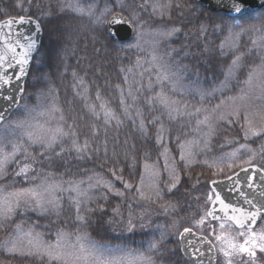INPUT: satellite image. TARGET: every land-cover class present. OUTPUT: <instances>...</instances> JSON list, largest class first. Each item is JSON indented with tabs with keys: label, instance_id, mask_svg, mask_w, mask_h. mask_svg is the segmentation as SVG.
I'll use <instances>...</instances> for the list:
<instances>
[{
	"label": "trees",
	"instance_id": "obj_1",
	"mask_svg": "<svg viewBox=\"0 0 264 264\" xmlns=\"http://www.w3.org/2000/svg\"><path fill=\"white\" fill-rule=\"evenodd\" d=\"M16 1L0 0V22L9 18L32 17L41 23L44 34L40 52L29 72L21 105L25 102L35 105L40 96L53 95L64 115L62 123L65 129L74 128L79 143L83 145L87 140L89 147L77 153L72 147L71 137L65 139L62 148L57 145L44 155H40L41 148L33 147L31 153L34 159L30 157L25 161L30 162L34 169L29 173V179L25 181L15 176L23 163L21 160L20 165L14 164L8 170L5 182L20 188L31 187L47 179L68 189L70 182L83 180L86 184L89 177L95 180L99 176L114 183L116 178L111 174L114 169L124 181L136 187L144 164L159 161L162 149L157 143L159 133L156 125L148 122V118L151 120L148 109L142 104H133L132 107L127 102L137 62V56L129 50L133 42L128 45L114 42L107 32L106 22H96V17L104 13L106 0H73L86 10L91 8L95 14L93 17L71 12L66 7V0H20L25 2L23 6ZM187 5L189 9L186 13L173 10L172 20L161 21L163 28H181L176 39L163 47L162 53L168 64L183 70L191 79H197L206 89L214 90L225 80L233 59V56H225L220 51L222 39L227 36V26L263 17L264 11L247 19L231 20L223 14L208 12L195 0ZM114 12L130 17L124 9H114ZM85 89L88 90L87 100L82 99ZM121 89L123 100L126 98L124 104L120 102ZM97 93L101 97L99 100L96 99ZM137 98L144 102L142 96ZM88 103L97 105L99 117L89 112ZM101 104L115 112L122 123L117 125L113 120L105 125L103 109L99 108ZM125 108L129 115L124 114ZM138 110L142 116L137 115ZM18 111L9 121L17 116ZM141 119L146 131L139 128ZM93 125L98 134L94 133ZM226 132L233 139L238 140L242 136L238 128L222 129L219 135ZM185 182L158 203L143 201L135 190L126 191L124 184L117 183L123 196L104 190L94 193L90 201L81 206L80 214L86 224L76 219L75 207L62 196L59 215L54 212L45 217L29 214L27 218L36 225L38 232L49 239L56 236L58 230H63L72 236L88 235L102 245L132 250L138 249L139 244L148 246L164 240L160 249L162 258L166 261L176 252L182 261L184 257L178 234L184 227H191L189 223L192 219L199 217L198 208L210 193V181L197 187L190 179ZM130 219L135 225L131 231L128 230ZM24 220L25 216L19 211L6 228L12 230ZM0 261L3 264H43L33 259L10 256L2 249Z\"/></svg>",
	"mask_w": 264,
	"mask_h": 264
},
{
	"label": "snow or ice",
	"instance_id": "obj_2",
	"mask_svg": "<svg viewBox=\"0 0 264 264\" xmlns=\"http://www.w3.org/2000/svg\"><path fill=\"white\" fill-rule=\"evenodd\" d=\"M22 6V5H21ZM61 7V11H63ZM66 7L73 13L78 15H87L93 17L95 14L91 8L87 10L81 7L78 3L73 2V0H66ZM170 4H160L154 3L152 9L154 13H158L161 17L165 14L164 9L170 10ZM232 11L236 13L242 12V0H233ZM110 10H106L101 17H96L97 23H107L109 26V35L113 38L119 37L120 33L118 29H114L112 26H122L129 24L130 21L125 19L120 14H115L109 19ZM136 20V17L133 16V21ZM14 23L24 24L31 23L30 20H26L24 17H20L18 21L9 19L5 24L0 25V42L3 43V50H0V88L4 85H10L13 77L6 75L8 68H13L14 65H19V75L15 79L19 80L22 76L26 75L25 66L29 63L31 53L36 48V42L30 37H25L26 42H21L19 38V33H13L12 27ZM260 29H257L256 25H251L249 29H243L238 25L227 26V36L225 42L220 46L221 51L223 52L225 48L232 49L236 45V41L239 40L241 34L245 31L253 30L260 31L261 35L259 40L261 41L260 47L264 48V19L260 20ZM7 28V33L4 32V29ZM36 28L39 29L40 25L37 23ZM179 28H173L169 32L160 33V35L168 37L176 32H179ZM16 36L17 38L13 41L7 37ZM256 44V41H253ZM138 46V45H137ZM21 49V51H17ZM242 56L235 55L231 61L230 66L227 69V75L225 77V82L222 87H226L228 82L235 78L236 73L240 70L242 64ZM153 60H156V57L153 56ZM75 75V74H74ZM170 77L167 74H162L157 77L158 82L164 80H169ZM260 88V92L264 95V59L256 65L254 68L250 69L247 75V79L244 81L246 88L241 89V95L238 97L230 98L233 105L236 104V101H243L247 98H250V92L257 84ZM83 84V80H81ZM151 87V83L149 85ZM173 90H175L173 88ZM21 94L23 92L20 89ZM87 89H85V94L82 95V99L87 100L86 95ZM81 95V93H77ZM128 95H132L131 89L128 92ZM121 104H124L123 100V89H121ZM203 98V96H202ZM10 102H15L14 97L6 96L3 97ZM96 99H101L99 93L96 94ZM153 100L159 101V103L167 110L169 120L176 119L178 116L182 115L177 102L171 100L167 97L163 90L155 97ZM152 101H149L151 103ZM87 108L89 112L95 116L99 117L97 111V105L94 103H88ZM100 109H103V119L104 124L107 125L113 120L116 121V124L119 125L122 121L116 115L115 112L110 111L105 104L99 105ZM220 105L216 106V109H219ZM29 113V118L18 119L14 122V128L20 130L21 138L25 139V143L28 147H25L24 144L19 141L10 145L11 150H8V145H0V180H6L7 177V168L8 165L17 160L21 155L24 158V161H28L32 157V153L29 152V148L34 145H39L42 151L40 155H44L45 152L53 150L57 145H62L66 138L71 137L72 147L76 150L77 153L83 152L88 145V141L85 140L84 144L79 143L77 133L74 128L65 129L62 123H57L55 127L49 126V123L53 119H57L56 113H60L58 120L63 122L64 115L62 110L53 103L50 107L46 108L41 115L49 117V121H46L44 124L39 122L33 123L34 117H31V110H27ZM200 109H197V112H200ZM207 112L208 110H203ZM125 115H129L127 108H125ZM137 115L142 116V114L137 111ZM240 111L238 107H233L231 111L217 112L215 109L212 113L206 114L202 120L198 121V129L203 130L207 129L204 132V136H211L215 131V125L213 121L227 120L228 123H231V120H228V117L239 116ZM260 116L259 125L256 124L254 119L249 116H245L247 121L246 128L244 131L245 139L251 137H262L264 138V113H258ZM6 116L0 114V126L4 124ZM155 123V121H154ZM200 126H203L200 128ZM242 127H244L242 125ZM139 128L141 131H146L141 119ZM93 131L95 134H98L93 125ZM161 131L163 132V125L161 124ZM179 141V137H177ZM205 144L207 140L204 141ZM157 143L163 144V136L161 134L157 135ZM199 140H186L185 143L179 144V161L183 163L185 167L189 166L192 160L194 159V146L198 145ZM242 148L246 146L242 145ZM106 151V148H105ZM169 149L167 146H164L163 151L160 153L164 157L163 169L168 173V190L176 188L179 182V175L177 168L175 166L176 160L175 157L169 159ZM247 158L240 159L238 158L237 152H232L228 155L227 158H221L219 161L213 162V164H208V167H216L219 171L223 172L224 168L221 165H225L228 169H233V167H238L242 172L247 176L245 181L248 189L251 190V193H246L241 191L237 185L241 182L239 179H234L232 175H228L227 179L232 182V186L229 189L230 192H237L240 197L243 199V203L248 205V208L245 209L242 206H239V203L232 204L226 202V199L223 198L220 192L213 189L212 194L207 197L208 201L212 204V210L206 211L204 216L200 217L195 221V226L200 228L207 222V217H211L212 221L217 222L216 227L211 228V232L214 235L216 243H213L211 239L207 236L200 238L201 244L209 245V249H217L225 258L226 264H232V257L236 255L246 256L249 260V264H256L257 251L264 253V229L260 231H255L254 226L258 219L264 220V199H257L256 190L260 189L259 196L264 198V168L254 164V160L258 154H264V146L261 147L259 152L247 148ZM59 155V153H58ZM34 159V157H32ZM158 163V162H157ZM171 164V166H170ZM247 165V167H244ZM144 174L140 176L138 187H136L137 195L142 199L150 203H155L158 200H162L161 190L159 187V182L161 178V170L156 166V163L144 164ZM34 169L30 162H24L15 172V176L22 177L25 181L29 179V173L33 172ZM123 171L122 169L120 170ZM257 173H259V180L262 183H256ZM112 176L124 184L126 189L131 190L133 185L123 180L122 175H117L116 171L111 170ZM237 177L239 173L235 174ZM85 183V181L79 182H70L68 189H64L63 186L59 183H53L45 179L40 184L31 186V187H20L15 188L10 192L5 194V190L0 188V226H3L4 223L11 219L19 210H31L38 211L41 214L47 212H55L59 215V209L61 207L59 198L57 196L58 192L69 191L74 192L76 195L72 199V204L75 207L76 219L81 222V224H86V220L81 213V198L88 199V192L83 190L80 185ZM213 185L217 182L212 181ZM102 186L108 191H112L113 185L110 181L104 180L102 177L97 176L95 178V183H92V178L89 177L88 187L92 189L93 187ZM117 196H123L124 193L116 191L114 193ZM214 197V199H213ZM218 205V207H217ZM135 225H133L131 219L128 221V230L131 231ZM218 229V230H217ZM192 234L191 227H184L183 231L179 233L180 241H185V238ZM86 239L85 236L76 235L75 241L72 240V235L63 230H58L56 233L55 243H45L42 240V237L39 233H35L34 230L25 231L22 225H16V234L14 238H9L0 242V249H3L9 253V255H28L36 256L40 259L47 258L49 264L51 262H56V264H155L152 253L158 250V243L153 242L149 245L148 254L141 253L134 258L122 257L117 255H106L105 250L94 242L84 243ZM163 239V237H162ZM26 241V243H25ZM188 246H192L193 242L191 240L186 241ZM218 246V247H217ZM108 252H113L114 250H107ZM193 264H204V257L206 255L205 251L198 246H192L189 253ZM212 257H209L211 260Z\"/></svg>",
	"mask_w": 264,
	"mask_h": 264
},
{
	"label": "rangeland",
	"instance_id": "obj_3",
	"mask_svg": "<svg viewBox=\"0 0 264 264\" xmlns=\"http://www.w3.org/2000/svg\"><path fill=\"white\" fill-rule=\"evenodd\" d=\"M190 1L191 0H130L129 3L127 0H106L103 6L104 13L106 10H110L109 17L113 14L114 9H124L130 15L129 18L132 20L136 27V38L133 42L134 45L129 50H132L135 53V55L137 56V62L132 78L133 82L131 83L129 88V90L131 89L132 91V95H127V102L132 104V107L133 104H142L143 106L145 105L146 110L148 109V112L151 115V120L148 118L149 124L156 125L158 133L163 136V144L159 143L160 148L162 149L161 151H163L164 146H167V148L169 149V159L175 157V166L179 175V182L176 188L169 191L167 186L168 173L162 167L164 157L161 156L160 160L157 161L158 163L155 162L156 166L161 170L159 187L161 190L162 199H164L166 195L177 191L180 186H182L183 182L187 181L188 179H190V182L194 187H197L198 185H201L202 182L223 179L228 175H232L236 171L240 170V168L234 166L233 169L230 170L225 165H221V167L224 168V171L221 172L216 167H208V164H213V162L219 161L222 157L227 158L228 155L232 152H237L238 158L244 159L247 158L248 155L247 148H251L252 150L259 152L261 147L264 146V138L251 137L249 139H245L244 136V131L247 124L245 116L251 117L252 119H254L256 124L259 125L260 116L257 114L264 113V95H262L260 92L258 82L251 90L250 98H247L243 101L237 100L235 105H233L232 100L230 99L241 95V89L246 88L244 81L247 79L249 70L254 68L261 62L262 59H264V48H261L259 46L261 43V41L259 40V37L261 35L260 31L249 30L243 32L239 40L236 41L235 47L232 49L225 48L222 52L220 47V51L225 56L231 55L233 56V58L235 55L242 56L243 59L241 68L236 73L235 78L231 79L228 82L226 87H222L225 82L224 80L223 83L217 86L214 90L206 89L200 82L197 81V79H191L190 76H188L183 70L177 69L176 67L168 64L167 60L165 59V55L162 53L163 47L176 39V37L181 32V28L176 26L163 28L162 26H160V24L162 23L161 21L172 20V17H174L173 10H177L176 12L180 13H186L189 9V6L187 4ZM16 3L20 6H23L25 4L24 1L20 0H17ZM154 3L170 4L171 8L170 10L164 9L163 11L165 12V14L161 17V15H159L158 13L153 12L152 5ZM101 16L99 15V17ZM133 16L136 17L135 21H133ZM261 19H264V16L252 18L250 21L246 20L245 23L236 22L233 25H238L243 29H249L251 25H256L257 29H260ZM173 28H179L180 31L168 37L160 35V33L169 32ZM225 39L226 37L222 39L221 45L225 42ZM253 41H256L257 43L254 44ZM153 56L156 57L155 61L153 60ZM162 74H167L170 79L158 82L157 77L161 76ZM150 83L151 87H149ZM173 88L175 90H173ZM162 90L167 97L177 102L176 106L179 107L182 115L178 116L176 119L169 120L167 110L159 103V101L153 100V97L157 96ZM139 95L143 97L144 102L139 101L141 100L137 98ZM149 101L152 102L149 103ZM53 103H55L57 106L53 95H42L39 97V100L35 105H29L27 102H25L24 105H21L17 116L14 119L8 121L0 128V145H8L9 151L11 150L10 145L18 141L24 144L25 147H28V145L25 143L26 138L22 139L20 130L14 128V122L18 119L29 118V113L27 110H31V117L35 118L33 120V123L39 122L40 124H44L46 121H49V117L41 115V113L44 112L45 109L50 107ZM217 105H220L219 109H216ZM233 107L239 108L240 115L228 117L227 119L231 120V123H228L227 120H214L213 123L215 125V131L211 136H204V132L207 131L206 128H204L202 131L198 129V121L202 120L206 114L212 113L214 109L217 112L227 113L231 111ZM197 109H200L201 111L197 112ZM205 109L208 111H203ZM59 115L60 113H56L57 119L51 120L49 126L55 127L57 123H62L58 120ZM161 124L163 125V132L161 131ZM242 125L244 127H242ZM202 127L203 126H200V128ZM232 128H238L240 130V132L242 133L241 138H239L238 140L233 139L228 132H226V134L222 136L221 134L219 135V132H221L222 129L230 130ZM177 137H179V141L177 140ZM186 140H199L198 145L194 146L193 148V151L195 153L194 159L187 167H185L183 163L179 161V144L185 143ZM205 140H207L206 144L204 142ZM242 145L246 147L242 148ZM33 147L40 148L39 145H34L29 148V152H31ZM21 160H23V163L25 162L22 155L18 157L16 161L10 163L7 168V173L14 164L20 165ZM254 164L264 168V154H258L254 160ZM244 167H247V165H244ZM92 183L94 184L95 180H92ZM117 183L121 182L115 179L114 183H111L113 185L112 191H108L102 186L89 189L88 183L80 185L83 190H86L88 192L89 197L88 199H85L83 197L81 198V206H85L88 201H90L94 193L97 194L106 190L114 194L116 191H120V186ZM121 184L123 185V183ZM136 187H138V185ZM136 187L133 186L131 190H135ZM0 188L5 190V194L15 189L13 185H7L5 180H0ZM125 190L131 191L126 188ZM211 194L212 193L210 191L209 195ZM75 195L76 194L74 192H69L67 190L57 193L59 202H61L62 196L64 197V199H69L71 201V204V198H74ZM202 195L204 196L205 194ZM158 202H161V200H158L155 203ZM210 204L211 202H209L208 199H205L203 201V204L200 205L201 207L198 208L200 211V213H198L199 217L197 219H192L189 225L194 231L208 236L213 241V243H216L214 235L211 232V228L216 227L217 223H211L207 217V222L202 227L198 228L195 226V221L204 216L205 212L208 211ZM19 211H21L22 215L25 216V220L20 223L25 231H28L30 229L34 230L35 233L40 234L42 240L45 243H55L56 236H51L52 238L50 237V239L45 237L42 233L38 232L36 225L30 223L29 219L27 218V215L29 214L45 217L52 213L51 211L44 214H41L38 211L24 209H21ZM15 215L11 219L7 220L3 226H0V234H4L0 236V242H3L4 240L9 238H14L16 234V227L12 230H8L6 227L13 220ZM261 229H264V220L254 230L258 232ZM82 236L86 237L84 243L87 244L89 242H94L103 250H105V254L109 256L117 255L122 257L134 258L141 253L148 254L149 245L145 246V244H139L137 247L138 249L135 250L116 248L112 246L102 245L92 240L88 235ZM72 240L73 242L75 241V236H72ZM161 242H164V240L157 242L159 245L158 250L152 253L155 264H186L184 261L185 259H182V261L179 260L176 252L173 254V257L167 258V260L165 261L162 258V255H160ZM109 249L114 251L108 252L107 250ZM3 251L9 255L7 251ZM217 252L218 264H226V258L219 251ZM10 256L33 259L37 263L49 264L47 258L40 259L36 256L20 254ZM263 258L264 253H260L259 251H257L256 264H263ZM0 264L3 263L0 261ZM51 264H56V262H51ZM232 264H249V260L246 256L236 255L232 257Z\"/></svg>",
	"mask_w": 264,
	"mask_h": 264
},
{
	"label": "water",
	"instance_id": "obj_4",
	"mask_svg": "<svg viewBox=\"0 0 264 264\" xmlns=\"http://www.w3.org/2000/svg\"><path fill=\"white\" fill-rule=\"evenodd\" d=\"M196 2L211 13H223L229 18H233V19L245 18L246 16L252 13L264 10V0H242V12L239 14L231 10L233 0H196ZM115 14H120V13H115ZM122 16L125 19L129 20L126 16L124 15ZM24 18L26 20H30L31 23H24V24L14 23L12 27V32L19 33V38L21 39V42H26L24 39L25 37L32 38L36 42V48L31 53L29 63L25 66L26 75L22 76L19 80L15 79V77L19 75V65H14L13 68H8L6 71L7 76L13 77L10 85H4L2 88H0V114L5 115L6 120L11 117V115L16 111V109L20 105V101L24 94L25 84L28 78V74H29L30 68L33 63V59L39 53L40 48H41L42 39H43V31H42V27L40 23L33 18H29V17H24ZM10 19L14 21H18L19 18H10ZM8 20L9 19L0 22V25L5 24ZM37 23L40 25L39 29L36 28ZM112 27L114 29H118L120 33L119 37H116V38H113L112 36H110L114 41L118 43H122V44L129 43L135 38V28L131 21L129 24H126V25H122V26L117 25V26H112ZM107 30L109 33L110 29L108 25H107ZM7 31L8 29L5 28L4 32L7 33ZM7 38L14 41L17 37L12 36V37H7ZM0 50H3L2 42H0ZM17 51H21V49H17ZM20 89L23 90L22 94H21ZM6 96L14 97L15 102H10L6 99H3V97H6ZM236 173H239L238 177L235 175ZM236 173L233 174L232 176L234 177V179H239L241 182L239 185H237V187L243 192L251 193V190L247 188L246 183H245V181L247 180L246 174L242 172L241 170H239ZM258 177H259V173H257L256 183H262ZM214 181L217 182L215 185H213L212 182L210 183V188L212 191L213 189H215V191L220 192L221 196L226 199V202H229L232 204L239 203V206H242L245 209L248 208V205L243 203L242 197H240V195L237 192L229 191V189L232 186L231 181H229L227 178L214 180ZM259 191L260 189L256 190L257 199L258 200L264 199L259 196ZM211 210H212V204L210 205V208L208 211H211ZM209 219L212 221L211 217H209ZM260 221H261L260 219L257 220L254 228L257 226V224ZM201 237H204V236L199 235L192 230V234L188 235L185 238V241H180L184 256L187 258L188 261L192 262L191 257L189 255L191 251V247L198 246V247H201L206 253L205 257L203 258L204 264H216L218 260L216 249H209V245L201 244L200 243ZM187 240H191L193 242V245L188 246L186 243ZM209 257H212V259L209 260Z\"/></svg>",
	"mask_w": 264,
	"mask_h": 264
}]
</instances>
